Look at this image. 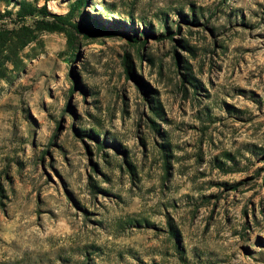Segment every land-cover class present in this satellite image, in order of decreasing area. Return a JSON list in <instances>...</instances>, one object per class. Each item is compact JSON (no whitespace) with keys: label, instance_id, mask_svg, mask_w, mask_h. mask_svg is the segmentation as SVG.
Here are the masks:
<instances>
[{"label":"rangeland","instance_id":"obj_1","mask_svg":"<svg viewBox=\"0 0 264 264\" xmlns=\"http://www.w3.org/2000/svg\"><path fill=\"white\" fill-rule=\"evenodd\" d=\"M75 1L0 0V264H264V0Z\"/></svg>","mask_w":264,"mask_h":264},{"label":"trees","instance_id":"obj_2","mask_svg":"<svg viewBox=\"0 0 264 264\" xmlns=\"http://www.w3.org/2000/svg\"><path fill=\"white\" fill-rule=\"evenodd\" d=\"M83 4H84V0H76L75 3L71 5L70 11L73 12V10L76 9V7H79L80 5ZM29 12L30 14L38 13L41 17L40 19L35 20L36 27L48 31H64L70 39V44L73 43L74 41L73 39L75 36V31L79 33L82 32L83 34H89L90 33L89 31L91 30L82 26L81 23H74L70 17L71 12L64 15H53L52 20L45 19L47 16H49V12L47 11L45 6H41L40 8H35V7L33 8L29 6ZM93 23L96 24L97 26H102L98 20H94ZM0 41H1V36H0ZM124 64H125L126 73L131 75L132 67L128 60V55H126V58L124 59ZM184 68L188 69L186 66ZM183 76L186 81H188L189 83H191V85L197 88V85L193 84V81H196V79L190 72H184ZM149 103L152 113L156 117H161L162 109L159 100H157L156 98L154 99V97L152 96H149ZM152 126L154 127V129L157 130V124L154 120H152ZM93 136H95V134ZM161 146L163 150V158L166 159L167 156L166 145L162 143ZM225 156L230 157V153H225ZM164 163L166 164V161ZM219 165L221 166L222 162H220ZM129 169L131 172H133V167L131 165H129ZM92 187L95 188V184H92ZM133 221H137V223H141V221L138 220H133ZM168 227L170 229V234L173 237H177V230L170 222Z\"/></svg>","mask_w":264,"mask_h":264}]
</instances>
